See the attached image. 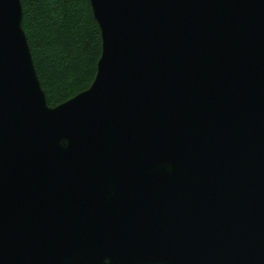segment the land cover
I'll return each mask as SVG.
<instances>
[{
    "label": "water",
    "instance_id": "obj_1",
    "mask_svg": "<svg viewBox=\"0 0 264 264\" xmlns=\"http://www.w3.org/2000/svg\"><path fill=\"white\" fill-rule=\"evenodd\" d=\"M89 1L52 107L0 0V264H264V0Z\"/></svg>",
    "mask_w": 264,
    "mask_h": 264
},
{
    "label": "trees",
    "instance_id": "obj_2",
    "mask_svg": "<svg viewBox=\"0 0 264 264\" xmlns=\"http://www.w3.org/2000/svg\"><path fill=\"white\" fill-rule=\"evenodd\" d=\"M23 28L48 104L87 90L101 56V32L89 0H22Z\"/></svg>",
    "mask_w": 264,
    "mask_h": 264
},
{
    "label": "clouds",
    "instance_id": "obj_3",
    "mask_svg": "<svg viewBox=\"0 0 264 264\" xmlns=\"http://www.w3.org/2000/svg\"><path fill=\"white\" fill-rule=\"evenodd\" d=\"M61 146L66 147L67 146V141H61Z\"/></svg>",
    "mask_w": 264,
    "mask_h": 264
}]
</instances>
